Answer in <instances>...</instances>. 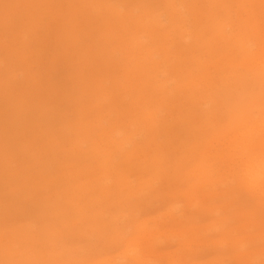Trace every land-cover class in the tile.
<instances>
[{
    "label": "rangeland",
    "instance_id": "374dc122",
    "mask_svg": "<svg viewBox=\"0 0 264 264\" xmlns=\"http://www.w3.org/2000/svg\"><path fill=\"white\" fill-rule=\"evenodd\" d=\"M261 62L264 0H0V264H264Z\"/></svg>",
    "mask_w": 264,
    "mask_h": 264
},
{
    "label": "bare ground",
    "instance_id": "6f19581e",
    "mask_svg": "<svg viewBox=\"0 0 264 264\" xmlns=\"http://www.w3.org/2000/svg\"><path fill=\"white\" fill-rule=\"evenodd\" d=\"M262 64H264V62L260 63L261 67L264 68V65ZM258 81L264 83V75L258 77ZM160 88L163 93L167 92V89L163 84H160ZM260 145H264V142H261ZM249 149L251 148L248 147L247 150L249 151ZM261 156L262 155H247L246 160H244L238 165L236 169H234V174L237 175L238 184L241 189H248L255 192L264 188V159L261 158ZM261 195L263 196L264 193H261ZM123 259L124 257L122 256L115 258L114 264H123L119 262V260Z\"/></svg>",
    "mask_w": 264,
    "mask_h": 264
}]
</instances>
